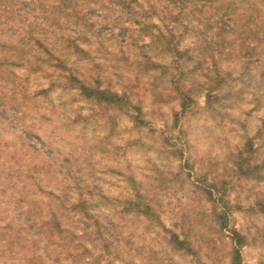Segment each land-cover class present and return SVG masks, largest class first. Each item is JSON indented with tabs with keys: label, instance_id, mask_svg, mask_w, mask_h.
<instances>
[{
	"label": "rangeland",
	"instance_id": "1",
	"mask_svg": "<svg viewBox=\"0 0 264 264\" xmlns=\"http://www.w3.org/2000/svg\"><path fill=\"white\" fill-rule=\"evenodd\" d=\"M92 1L0 0V264H264V0Z\"/></svg>",
	"mask_w": 264,
	"mask_h": 264
},
{
	"label": "trees",
	"instance_id": "2",
	"mask_svg": "<svg viewBox=\"0 0 264 264\" xmlns=\"http://www.w3.org/2000/svg\"><path fill=\"white\" fill-rule=\"evenodd\" d=\"M108 1L110 2L111 0H108ZM123 1H125V0H119V2L118 1L117 2H118V4L123 5V8L129 10L130 7L127 4H125ZM130 1H133V0H130ZM134 1L135 2H138V0H134ZM169 1H172V0H169ZM83 2L91 5V4H93L94 1H92V0L91 1L90 0H83ZM41 12L42 13H45L44 10H42ZM80 90L84 91L85 94L89 98H91V96H92L91 95L92 93H89V92H95L96 93L95 94L96 97H94V99L97 100V101H99V102H104L105 101L106 103H111L112 102V103H115V104H120V102H121L120 97L118 95H111L110 97H106L104 93H100V91H95V90H93L91 88H88L86 86H83V85L80 86ZM221 229H223V228H221ZM239 245H240V243H239ZM239 245L236 244L234 246V248H233V260L235 261V264H238L239 263L238 262V260L240 258V253L238 251V249H239L238 246Z\"/></svg>",
	"mask_w": 264,
	"mask_h": 264
}]
</instances>
